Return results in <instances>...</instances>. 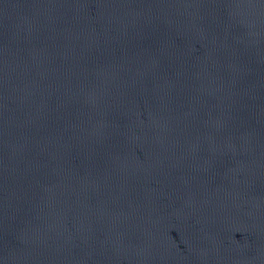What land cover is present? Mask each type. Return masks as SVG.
Returning a JSON list of instances; mask_svg holds the SVG:
<instances>
[{
    "label": "water",
    "instance_id": "95a60500",
    "mask_svg": "<svg viewBox=\"0 0 264 264\" xmlns=\"http://www.w3.org/2000/svg\"><path fill=\"white\" fill-rule=\"evenodd\" d=\"M0 264H264V0H0Z\"/></svg>",
    "mask_w": 264,
    "mask_h": 264
}]
</instances>
